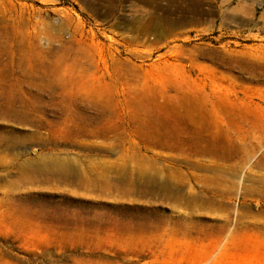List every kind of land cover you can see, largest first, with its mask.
<instances>
[{"label": "rangeland", "instance_id": "374dc122", "mask_svg": "<svg viewBox=\"0 0 264 264\" xmlns=\"http://www.w3.org/2000/svg\"><path fill=\"white\" fill-rule=\"evenodd\" d=\"M115 63L151 71L168 95L196 88L264 124V0H0V264H264V140L247 139L258 148L221 178L129 133L79 134L83 118L102 123L86 100L100 91L95 77L129 98ZM114 111L130 121L128 108ZM228 121L220 137L237 142ZM127 166L175 184L192 173L184 194L226 181L236 191L212 211L90 180Z\"/></svg>", "mask_w": 264, "mask_h": 264}, {"label": "bare ground", "instance_id": "6f19581e", "mask_svg": "<svg viewBox=\"0 0 264 264\" xmlns=\"http://www.w3.org/2000/svg\"><path fill=\"white\" fill-rule=\"evenodd\" d=\"M76 66L79 69L80 65ZM115 70L117 78L114 83L117 84L120 80H124L129 85V98L118 100L114 92L112 93L114 86L112 87L110 83L100 85V78L95 77L93 85H99L100 91L95 94L89 92L86 100L101 110L102 123L92 128V123L87 118H83L84 124H78L79 134L102 138L112 134L113 138L119 139L129 133L144 142L147 149L168 150L176 154V157H170L175 162L184 163L198 170L214 172L218 174H215L217 177L221 176V178L224 175L237 177L240 171L238 166L245 167L252 150L258 148L251 141L253 144H250L251 149L246 140H251L253 138L249 137L251 135L264 134V124L248 122L243 112L236 114L235 111L224 107L220 101H214V96L202 95L193 90L196 88L184 90L182 87L176 88L174 95H168L167 86L157 88L149 84V79L154 77L151 71L146 73V70L143 72L139 71L140 69L122 67L120 63H115ZM131 81H135V84L130 83ZM113 104H116L115 108L121 109V106H124L125 109L128 108L131 111L130 121L125 126L115 121V119L119 121L122 115L114 111ZM225 119L229 120L227 124L231 126L230 129L238 133L237 142L231 141V138L220 137L223 129L218 124ZM214 122L216 124L215 134ZM254 139L264 140V137L262 135L261 139L259 137ZM204 157L210 159L209 164L202 162L201 158ZM235 159L239 162L231 163ZM214 160L222 163H214ZM256 166L264 167V156L256 163ZM121 171L115 177H108L104 174L94 180L90 178V180L95 183H104L106 186L116 185L118 193L126 196L167 198L187 204L197 202L200 203V208L212 211H214V204L228 202L229 194L236 191V184L228 185L226 181L227 184L219 182L214 186V190L197 195L184 194L182 188L187 179L193 176L192 173H180L184 179H179L180 183L175 184L173 178L157 168L140 169L127 166ZM72 176L75 177L73 174ZM248 177L252 180L256 179V176L252 174ZM81 182L84 184L87 181L81 180ZM125 185H128L129 189L120 187Z\"/></svg>", "mask_w": 264, "mask_h": 264}, {"label": "crops", "instance_id": "0c3cea01", "mask_svg": "<svg viewBox=\"0 0 264 264\" xmlns=\"http://www.w3.org/2000/svg\"><path fill=\"white\" fill-rule=\"evenodd\" d=\"M248 122H251V119H249V121ZM249 127V126H248ZM250 137V136H249ZM251 138V137H250ZM255 137H253V139H254Z\"/></svg>", "mask_w": 264, "mask_h": 264}]
</instances>
